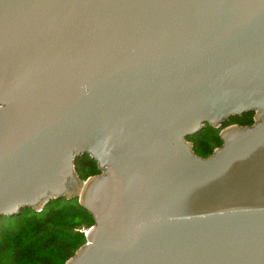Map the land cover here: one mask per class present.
<instances>
[{
	"label": "water",
	"instance_id": "95a60500",
	"mask_svg": "<svg viewBox=\"0 0 264 264\" xmlns=\"http://www.w3.org/2000/svg\"><path fill=\"white\" fill-rule=\"evenodd\" d=\"M61 198L65 264H264V0H0V219Z\"/></svg>",
	"mask_w": 264,
	"mask_h": 264
},
{
	"label": "trees",
	"instance_id": "16d2710c",
	"mask_svg": "<svg viewBox=\"0 0 264 264\" xmlns=\"http://www.w3.org/2000/svg\"><path fill=\"white\" fill-rule=\"evenodd\" d=\"M253 113L231 117L221 127L251 126ZM195 153L207 157L222 141L215 128L207 126L188 138ZM81 180L100 174L96 163L85 155L75 161ZM92 216L77 198L51 201L40 212L26 209L18 216L0 219V264H65L85 242L83 230L93 225Z\"/></svg>",
	"mask_w": 264,
	"mask_h": 264
},
{
	"label": "rangeland",
	"instance_id": "374dc122",
	"mask_svg": "<svg viewBox=\"0 0 264 264\" xmlns=\"http://www.w3.org/2000/svg\"><path fill=\"white\" fill-rule=\"evenodd\" d=\"M215 130L217 133H220V131L222 130V127L215 128ZM88 229H84L83 232H86Z\"/></svg>",
	"mask_w": 264,
	"mask_h": 264
},
{
	"label": "built area",
	"instance_id": "2783aa9c",
	"mask_svg": "<svg viewBox=\"0 0 264 264\" xmlns=\"http://www.w3.org/2000/svg\"><path fill=\"white\" fill-rule=\"evenodd\" d=\"M86 232H84V235H85Z\"/></svg>",
	"mask_w": 264,
	"mask_h": 264
}]
</instances>
